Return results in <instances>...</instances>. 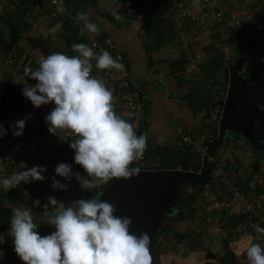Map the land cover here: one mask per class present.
<instances>
[{
    "label": "clouds",
    "instance_id": "clouds-1",
    "mask_svg": "<svg viewBox=\"0 0 264 264\" xmlns=\"http://www.w3.org/2000/svg\"><path fill=\"white\" fill-rule=\"evenodd\" d=\"M199 3L200 0H194V6ZM76 19L83 22L90 37L99 35L100 28L89 21L86 13H77ZM71 47L77 55L52 53L40 60L36 70L26 68L25 77L36 83L24 80L21 91L34 107L54 105L44 118L49 133L66 132L73 137L69 147L74 150V161L90 178L82 179L77 173V179L82 188L98 190L90 199H79L75 206L66 208H56V198L47 197L48 204L56 208L45 222L55 228L48 235L36 231L38 224L31 209H13L9 233L13 250L24 264H152L149 235L131 233V218L115 215L116 208L100 199L103 193L98 188L114 178L137 175L140 169L132 165L142 159L148 147L147 135H137L133 125L116 114L112 91L103 80L92 76L93 60L99 70L122 72L125 66L107 50L97 55L84 43ZM256 106L264 112V104L257 102ZM25 123L26 118L14 122V136L23 134ZM43 171L44 168L33 166L0 180V185L7 192L21 182L43 180ZM55 173L66 179L73 175L66 163L57 164ZM52 186L66 187L55 180ZM252 227L258 234L257 240L264 237V228ZM3 242L0 235V243ZM246 256L248 264H264V247L249 243Z\"/></svg>",
    "mask_w": 264,
    "mask_h": 264
},
{
    "label": "trees",
    "instance_id": "trees-1",
    "mask_svg": "<svg viewBox=\"0 0 264 264\" xmlns=\"http://www.w3.org/2000/svg\"><path fill=\"white\" fill-rule=\"evenodd\" d=\"M37 1L38 0H18L17 2L13 3L11 7H9L10 9H8V11H5V8L0 11V22L3 26L7 28L5 31L7 38L10 36L14 37V43L9 48H5V46H3L4 43L7 45L6 41H2V44H0V61L2 62L1 65H3L7 59L11 58L10 52L14 49V47L18 46V43L22 39V36L30 37V35H27V32L31 30L32 25L28 21L27 14L30 12H34ZM178 1L181 0H176L177 3ZM232 1L238 3V7H243L245 9H255L256 7L264 8V0H253L250 3L245 0H218L214 7L209 9V12L210 10H213L214 13H217L221 10V8H223L225 10V13H228V8L229 6H231L229 4H232ZM224 15L227 16L230 14ZM259 15V12L252 13L253 19H257ZM49 23L50 25L53 24L54 26H56V30L54 31V33H50L49 35L41 37L36 41L29 39L27 42L32 44V46L29 45L30 48L36 49L39 47L41 49L47 50L48 53L59 52L69 56H73L77 55V53L72 50V44L84 43L88 45L89 36H87L83 32H79V27L83 26V23L81 21H78L76 18L69 16H60L59 18H56V20H51V22ZM220 23L221 20H219L218 17L214 18L212 25V30H214V32L211 34L212 39L205 45H202V48L199 51V54L204 55V61L199 65V70L193 72L195 74L193 78H199L198 86H193L189 90V92L184 94V99L188 102V107L190 108L193 117H195L198 113H203L204 119L200 122V124H198L199 126L191 130V132L194 137L198 136L197 138L199 139L201 137L200 140L202 141L200 142V144L204 147H206L208 142L217 135V126L214 123L215 119L213 118V114H216L217 119L219 118L223 104L224 94L228 83L229 66L237 65L240 70L244 71L250 78L264 82V61L262 62L260 56H255L252 59L250 66L246 69H243V65L239 64L236 59L225 57L223 46L229 44L231 45L235 41V39H239L242 41L243 38L246 37L247 31L245 29H238L233 31L232 29L229 32H222L216 29V26H218ZM250 27V33L247 35H249L248 37L250 39L252 38L251 42L256 44L258 37L256 38L255 36H258L262 31L253 29L252 26ZM183 31L185 33H191L194 36L198 33L197 30H195L194 22L191 19H188L187 23L183 28ZM101 36L102 35H100L99 33V35H97V38H103ZM55 40L59 42L57 46H54ZM52 44L54 47L52 46ZM47 46H49V48ZM148 46L150 48V44ZM23 54V48L19 49L16 54V62L14 64H10L8 68L3 70L2 72L3 78L0 83L3 85L5 94L4 96H2L3 101L0 102V114H3L4 116H9L11 112H9L10 109L7 102L14 101L13 104L15 105V107H18V109L21 110L19 119L26 118L24 130H26V134L31 137L30 131L33 128L32 126H30V121L37 117V115H40V113H43L42 110H44V116H46L51 112L54 105L50 103L47 105H41L39 108H37L34 107L31 102L24 98V96L22 95L21 82L23 81L21 77H18L21 69L25 70L26 68H31L32 70H36L38 68V65H36L34 62L27 63L28 57L24 56ZM9 68L11 70H8ZM15 68L20 69L17 72ZM177 78L179 79L180 84L185 80V78H183V80L180 76H177ZM27 79L29 81L33 80L30 78ZM114 110L117 115L125 119L127 114L124 110L116 106H114ZM148 113L149 105L148 103H146V106L144 110H142L141 117L139 119L135 120L134 116L129 115V121H127L133 125L137 135H147L148 147L143 154V158L156 159L157 163L155 165L142 166L139 163L134 162L132 167L158 169L179 168L198 172L202 165L201 152L197 151L196 149H193L192 146L176 148L172 144H170V141H165L163 143L156 142L149 134L150 121L146 116L148 115ZM12 125L14 124L9 123V125L7 126H5L4 123L0 124V131L4 130V135L2 137V140L0 141L2 145L8 143V141H12L14 143L17 140L18 136L13 135V131H15V129L12 127ZM72 139L73 137L71 135L62 136L61 140L64 142V148L60 151L61 155L70 152L69 142ZM237 146L240 147L239 145ZM223 147L227 146L222 145L221 147H218L215 154H217L219 150ZM243 149H247V151L249 150L256 155L260 153H257V151L252 148ZM246 158L247 157L245 156V159ZM245 159L243 157H232L231 159L227 160L228 167L240 169L241 175L237 176L236 180L238 186L242 189H246V187L249 186V183L253 180V175L256 172V169L254 167L249 169V164L247 165V160ZM27 161H29V159ZM12 165L13 163L11 162L2 165V169L0 172V180H3L4 178H8V176H10L13 170H11L9 166H11L12 168ZM205 165L209 170L208 179H203L202 181L197 182L195 185L190 183L184 184L179 192L180 203L183 206L184 213L191 214L192 219H195V217L198 216L197 218L203 221L205 224L207 223L213 228L215 227V225H217V228L220 229L221 232H223L221 236V249L218 253L214 252V256H217L215 264H241L240 256L236 255L229 248V243L239 239L243 232H246L247 234H251L254 236L253 243H259L262 247H264L263 237L259 240L256 239L258 234L252 227V225L247 224L246 214L233 213L229 215L228 208L225 206H219L220 208L218 209L212 206L207 211L203 210L202 213L199 215L195 214L196 206L201 205V200L199 197L203 193L205 185L208 182H211L214 171L213 166L210 165L207 160L205 162ZM49 172L54 175L57 179H60L59 175L54 174L53 168L52 170L50 169ZM262 175H264L263 172ZM99 186L102 187L105 185ZM189 188L191 189L190 191L188 190ZM92 190L93 189L82 188L78 194L79 199H90V197L92 196ZM215 191L216 202H223L224 200H227L225 192H219L217 190ZM255 191L258 194H264V188L261 184H256ZM5 202L11 204H23L25 208L31 209L32 215H36V217L40 219V221L38 222L33 218L35 223L41 225V230L38 231L40 235H48L51 232L55 231V228L53 226H50L45 223L47 220H45L44 218H40L39 213L41 214L46 209H48V214L54 213L56 208L49 204L45 208H43V206L35 205V198H26L23 191L18 186L5 192L2 185H0V224H8L7 229L10 228L12 207L8 206ZM172 219L181 220L182 217H172ZM238 227H240V230H237ZM200 229L201 228L195 231L193 228H190L187 232L182 233L173 229L171 222L166 220L163 223L160 231L156 234L154 238V264H158V258L161 251V244L158 242V239L164 233L172 234L175 242L184 243L186 248L189 249H186V251L182 253V256L189 257L191 255V251L198 249L197 251L199 252L197 253L199 254H197V256L200 257V251L201 248H203L201 247L202 233L199 232ZM7 241L11 246H13L11 238H8ZM247 243L248 241L246 239L245 244ZM207 257L211 256L207 255ZM206 264H211V262H207Z\"/></svg>",
    "mask_w": 264,
    "mask_h": 264
},
{
    "label": "rangeland",
    "instance_id": "rangeland-1",
    "mask_svg": "<svg viewBox=\"0 0 264 264\" xmlns=\"http://www.w3.org/2000/svg\"><path fill=\"white\" fill-rule=\"evenodd\" d=\"M215 1V0H214ZM248 3L252 2L253 0H245ZM200 2H202L200 0ZM216 4V3H215ZM229 8H228V13L226 14H234L235 16L238 17H248L249 19H245L246 22L243 24L245 26L240 27L241 29H245L246 31H250V24H248V22H262L264 25V8L261 7H256L255 9H251V8H243V7H238V3L232 1V4L230 3ZM214 6V5H213ZM241 6V5H239ZM233 9V10H232ZM262 10V11H261ZM192 12L197 15L198 10L196 9V6H194ZM203 12H205L203 10ZM253 12H259L260 15L257 19H253L252 17V13ZM208 17L211 16V20L213 22L214 17L212 15H210V13H207ZM200 15H204L201 14ZM248 21V22H247ZM253 23V24H254ZM257 24V23H256ZM255 24V25H256ZM211 25V24H210ZM247 25V26H246ZM249 25V27H248ZM219 27V28H218ZM220 25H218L216 27V29H220ZM0 29H4V32L6 31V27L2 25V23L0 22ZM262 32H260V34L258 36H255L256 38L258 37L257 43H252L251 40L246 34V37L243 38V40H239V39H235V41L230 45H224L223 49L225 52V57L226 58H234L238 61L239 64L243 65V69H246L247 67L250 66L252 59L255 56H260L262 59V62L264 61V29L261 30ZM3 31H0V33H2L4 36V39L7 38L6 34H4ZM214 32V30H212L210 28V30H206L205 32L201 31L199 32L198 35H196V38L198 39L196 42H192L191 47L189 48V51L191 52V54L193 55L194 51L196 52L195 54H199L202 45H205L207 42H209L212 37L211 34ZM228 33V32H227ZM44 35H46V32L44 33ZM261 35V36H260ZM33 33H30V37H26L23 36L22 39L19 41V45L23 48H30V46H32L31 43H28L27 41L30 40H35L36 38L33 37ZM56 39V38H55ZM57 44H59V42H57L55 40L54 42V46H57ZM50 46V45H49ZM49 46H47L49 48ZM53 46V44H52ZM51 46V47H52ZM53 46V47H54ZM15 49V47H14ZM53 49V48H52ZM47 51V50H46ZM51 51V50H49ZM52 53V52H51ZM187 62V67L190 68V73L192 74L194 71L199 70V65L204 61V55L201 54V56L199 58L194 59V57H187L186 59ZM181 64V63H179ZM6 68H8L7 66L0 65V76L3 72V70H5ZM18 72V68H15ZM8 70H11L10 68ZM24 69H21L18 77H21L23 79V81L25 80V78L27 79L28 77H25ZM189 73V72H188ZM16 74V73H15ZM3 75V74H2ZM16 77V78H18ZM28 83V82H27ZM29 84V83H28ZM165 83H162L160 81H156V87L155 89H157V93L161 94V97H163L164 92H170L175 91L176 93H180V90H175L173 89L171 86L167 89V86L164 85ZM199 82L198 80H194V83L191 85L196 87L198 86ZM3 85L1 84L0 86V102L3 101V90L2 89ZM190 87V88H191ZM154 90H149V92L154 95L153 92ZM2 92V93H1ZM171 93V94H172ZM174 95V94H172ZM156 96V95H154ZM9 100V99H8ZM14 101H9L7 102V104L9 105V112H11V117H8V121L11 122L12 124H14L15 121H17L20 117L21 114V110L18 109V107H15V105L13 104ZM159 105L164 107V111L163 114L166 116H173V118L169 119L167 117V120L165 121H161L159 122L160 126L163 127L165 129V131H173V122H178L180 120V123H182L183 127H187L185 124L187 122V118H183V115L186 114V116L188 117V113H186L187 111V104L186 101L183 100L181 97H177L174 95V99L171 100L170 105L166 103V101L164 99H162L159 102ZM11 106V108H10ZM13 106V108H12ZM174 109V111H173ZM43 113H40V115H37V117H35L33 120L30 121V126H32V130L30 131L31 133V137H29L26 134V130H23V134L18 136L17 140L13 143L12 141H8V143H5L4 145H2L0 143V146L2 147V151L0 152V172L2 169V165H4L5 163L11 162L13 163V167H12V172L10 174V176L13 173H16L18 171H23L27 168H32L33 166H39L44 168L45 170L50 171V169L54 171L55 173V167L57 164L59 163H66L68 165L71 166V170L73 175H71L69 178H67V180L69 181H75V182H80V180L77 179L76 174L78 173L79 176L82 179H87V174L85 173L84 169L75 163L74 161V150L70 148V152L69 153H64L63 155H61V150L64 148V142L61 140L62 136L67 135L68 133L66 132H60L56 135L49 133L48 131V124L45 121V116H44V110H42ZM190 113V112H189ZM3 115V114H2ZM9 115V116H10ZM194 117H190L188 121L192 122L194 121L193 119ZM213 118L215 120H218L216 117V114H213ZM11 119V120H10ZM204 119L203 114L199 115L198 117V121L196 122L197 124H200V122ZM189 122V123H190ZM156 123V121H155ZM5 126L9 125V123H4ZM195 125V128L199 125ZM157 125V123H156ZM190 125V124H189ZM153 133L159 134V129H154ZM4 135V130L0 131V141L2 140V137ZM198 137V136H197ZM157 139L159 140L160 137H157ZM201 139V137H200ZM198 138L197 144L201 145L200 142L202 140H200ZM8 140V139H7ZM227 148L230 149V152H232V157H243L245 159V156L248 158H246L245 160H247V165L249 164V169L254 167L256 170L255 174H257L258 176L262 175V172L264 174V155L262 153H259L258 155L253 154L251 151H247L244 149H240L237 145H233V144H227L226 145ZM29 159V161H27ZM151 165H155L157 163L156 159H150V161H148ZM11 169V168H10ZM58 175V174H56ZM8 176V177H10ZM4 177V176H3ZM7 177V176H6ZM90 179V178H88ZM93 183H96L95 181H93ZM98 187H101L98 185ZM21 188V187H20ZM95 189V188H93ZM21 190L23 191L24 195L26 198L28 197H32L35 198L36 201H39L38 204L35 203V205L37 206H43V208L47 207V201H45V197L43 194L41 195H33L28 193L24 187L21 188ZM189 191L191 190L190 188L188 189ZM215 190H210L209 194H206V190L204 189L203 193L200 195V200H201V205L196 206V215H199L202 213L203 210H209V208H211L215 203ZM24 198V197H23ZM6 203V202H5ZM8 206L12 207V210L15 208H21L24 209L25 207L23 206V204H11V203H6ZM44 210V209H43ZM40 218L41 219H45L47 220L49 214H48V209L44 210V212H42L41 214L39 213ZM198 216L195 217V219L191 218V214L189 213H184L182 216L181 220H174L172 219V217H168L166 218L167 221H170L172 224V228L179 231V232H187L190 228H193L195 231H197L199 228H201L199 230V232H201V236H202V244H201V251H200V257L197 256V250L191 251V255H194V258L201 260L203 264H206L207 262H211V264H215L217 256H214V252H219V250L221 249L222 246V242H221V236L223 234V232L220 231V229H216L217 225H215V227H211L210 225H208L207 223L205 224L203 221H201L200 219L197 218ZM33 218L35 220H37L38 222L40 221V219H38L36 217V215H33ZM165 220V221H166ZM41 230V225L39 224L36 231H40ZM5 232H7V234H4ZM2 235L4 237V240H6L7 236H9L10 233V228L9 230H6ZM7 235V236H6ZM11 237V236H9ZM10 239V238H9ZM247 239L248 243L245 244V240ZM8 240V238H7ZM6 240V241H7ZM11 240L13 241V238L11 237ZM254 241V236L251 235L249 236L246 232H243V234L241 235V237L237 240H234L232 242L229 243V248L238 256H240V263L241 264H248V260H247V256H246V248L248 247L249 243H253ZM158 242L161 244V251H160V255L158 258V264H176V262L174 261V259H171V257L173 258H177L182 259L185 258L184 256H182V253L184 251H186V246L184 243H177L175 242V240L173 239L172 234H162L159 239ZM7 248L6 250L9 249L10 253L12 252L13 255L9 254V256L7 255V251H4L3 254V258L1 260L2 264H23V261H19L18 260V256L15 254L14 250H13V246H11L8 241L5 245ZM155 246V245H154ZM189 250V249H187ZM207 255H210L211 257H207ZM206 256V257H205ZM214 256V257H213ZM10 257V258H7ZM243 257V258H242ZM192 258V257H190ZM179 264H183V263H179ZM220 264V263H218Z\"/></svg>",
    "mask_w": 264,
    "mask_h": 264
},
{
    "label": "built area",
    "instance_id": "built-area-1",
    "mask_svg": "<svg viewBox=\"0 0 264 264\" xmlns=\"http://www.w3.org/2000/svg\"><path fill=\"white\" fill-rule=\"evenodd\" d=\"M4 1L7 2V0ZM8 1L9 4L13 5V3L17 2L18 0ZM201 1L202 2L199 3V6L196 7L198 10L197 15L192 12L194 8V0H181L178 3V10L175 14V22L183 39H185V36L188 38L190 37L183 31L185 22L188 21V19H191L194 22V28L198 33L201 31L205 32L206 30L209 31L210 28L212 29L213 22L210 18L211 16L208 17L207 13H210V15H212L214 18L218 17V19L221 20V23L219 24L221 28L218 30L222 32H229L232 29L235 31L240 29V27L245 26L243 24L246 22V20H244L243 17L240 18L235 16V13L226 16L224 15L226 13L223 8H221V10L217 13H214L213 10H210L209 12V9L214 7L213 5H215L218 0ZM1 8L2 7H0V9ZM203 10L205 12H203ZM200 12L204 15H200ZM60 16H69L65 8V0H38L34 12L27 14L28 21L32 25L31 32L34 35L33 37L36 38L34 41L41 37H45L50 33H54L56 26L53 24L50 25L49 22H51L53 19L56 20V18H59ZM245 19L248 20L249 18L245 17ZM253 23L254 22H248V24H250L253 29H257L259 31L264 29L262 22L256 21L254 24ZM45 32L46 35H44ZM79 32H83L89 36V33L83 26L79 27ZM88 45L93 48V51L96 52L97 55L100 54L101 50H107L114 59L120 61V57L115 54L108 42L97 38V35L91 37L89 36ZM19 49H22L20 45L15 47V49L10 52L11 58L6 60L4 63L5 66L8 67L10 64H14L16 62V54ZM23 50V55L28 57L27 63L34 62L36 65H38V67L41 59L45 58L49 54H52L39 47L36 49L23 47ZM186 50L191 57H194V59L201 56V54L198 53L192 55L189 51V48L187 47ZM92 63V76L103 80L106 86L112 91L114 96V106L121 108L126 112V120L129 121V115L134 116V119L137 120L139 116L138 114L144 110L146 103L148 102V96L142 91L140 87L131 81L129 75L130 73L126 65L124 64V71L118 72L116 70H99L95 67V60H93ZM28 83L34 85L36 81L32 80L28 81ZM68 135L70 134L68 133ZM197 141L198 138L194 137L190 129L177 126L176 138L172 145L176 148L192 146L193 149L201 152L202 160L204 158L205 162L207 160V162L213 166L214 171L212 180L205 185L206 194H209L210 190H217L219 192L223 191L226 193L227 199L223 202H216L213 206L217 209L220 208L219 206L227 207L229 215L233 213L246 214L247 224L259 225V227L264 228V194H258L255 191L256 184H261L264 188V175L258 176L257 174H254L253 180L249 183V186L246 187V189H242L238 186L236 180V177L241 175L240 169L227 166V160L232 158L230 149L223 147L217 154H215L216 151L214 154H210L206 147L197 144ZM136 163L144 166L143 157L142 159L136 161ZM9 168H11V166H9ZM41 175L44 177L43 180H30L27 183L21 182L18 187H24L28 193L36 195V197L38 194H43L46 196L45 201H47V204V197H55L58 202L56 208L75 206L74 202L79 199L78 194L82 189L81 182L69 181L62 176H60V179H57L48 170L43 171ZM54 180L58 181L61 185H65L66 187L64 189L59 187L54 188L52 186ZM237 230H240V227H238Z\"/></svg>",
    "mask_w": 264,
    "mask_h": 264
},
{
    "label": "crops",
    "instance_id": "crops-1",
    "mask_svg": "<svg viewBox=\"0 0 264 264\" xmlns=\"http://www.w3.org/2000/svg\"><path fill=\"white\" fill-rule=\"evenodd\" d=\"M8 2V0L7 2L0 0V7H2L0 11L3 8H5V11L10 9L9 7L12 5ZM178 3L176 0H65V8L69 16L76 18L77 13H86L89 21L97 24L100 28V35L103 37L100 38L108 42L115 54L120 57V61L126 65L131 81L147 94L149 113L146 116L150 121L149 134L158 143L170 141V144H173L176 138L177 126L183 127L180 120L173 122V131H165L160 126L159 122L167 120V117L171 119L173 116L164 115L163 111L165 108L160 106L159 102L164 99L170 105L171 100L174 99V95L185 100L184 94L189 92L193 87L191 85L194 83V80L199 79L198 77L193 78L195 74L190 73V68L187 67L188 61L186 60L188 56L190 57L186 47L190 48L192 42L198 40L196 35L199 33L195 36L187 33L190 37L185 36V39L182 38L175 22ZM0 31H4V29H0ZM30 33L31 30L27 32V35H30ZM249 33L247 32V34ZM1 63L0 61V65ZM2 74L0 82L3 78ZM177 76H180L182 79L185 78V80L183 79L184 81L180 84ZM25 80L29 81L26 78ZM156 81L165 83L164 85L167 86V89L171 86L173 89L180 90L181 92H164L163 97H161V94L157 93V89H155ZM23 82H21L22 88L24 87ZM149 90H154L153 92H156L154 93L156 96L152 95ZM186 104L189 111L186 112L188 113V117L186 114L183 115V118H187L185 124L187 127L183 128L193 130L195 129L199 115L203 113L196 114L193 118V123L188 121L193 115L187 101ZM138 115L139 119L141 112ZM8 117H11V115L4 116L0 114V124L11 123L8 121ZM154 129H159V134L153 133ZM157 137H160V139L158 140ZM1 149L2 147L0 146V152L2 151ZM148 161H150V158H143L144 165H151ZM4 234H7V232ZM248 235L251 236V234ZM7 238L11 237L7 236ZM6 240L0 243V264H2L1 260L4 251H7L8 256L9 254L13 255L9 249L6 250ZM171 259H174L176 264L180 262L183 264H203L201 260L194 258V255L179 260L178 257H171ZM18 260L20 261L19 258Z\"/></svg>",
    "mask_w": 264,
    "mask_h": 264
},
{
    "label": "water",
    "instance_id": "water-1",
    "mask_svg": "<svg viewBox=\"0 0 264 264\" xmlns=\"http://www.w3.org/2000/svg\"><path fill=\"white\" fill-rule=\"evenodd\" d=\"M7 48L14 43V37H3ZM246 77V78H245ZM257 102L264 104V82L250 78L237 65L228 68V83L218 120L217 135L206 149L214 154L225 142H233L244 148L264 146V112L257 109ZM258 122V123H256ZM140 172L128 179L114 178L108 184L98 187L102 201L116 208L115 215L131 218L129 230L135 235L146 232L151 238L149 246L154 264V238L168 217H182L184 209L179 192L184 184H196L208 179L209 170L202 160L198 172L185 169L139 168ZM98 189L92 190V196ZM91 196V197H92ZM90 197V198H91ZM8 224H0V235Z\"/></svg>",
    "mask_w": 264,
    "mask_h": 264
},
{
    "label": "flooded vegetation",
    "instance_id": "flooded-vegetation-1",
    "mask_svg": "<svg viewBox=\"0 0 264 264\" xmlns=\"http://www.w3.org/2000/svg\"><path fill=\"white\" fill-rule=\"evenodd\" d=\"M0 44H2V43H0ZM3 46H5V48H7V45L4 43V45ZM227 144H233V145H237V144H234L233 142H225V143H223V145H227ZM221 147V146H220ZM240 149H243L244 147H242L241 145H240V147H239ZM256 151H257V153H262L263 155H264V146H262L261 148H254ZM182 206V205H181ZM182 208H183V206H182ZM2 235V234H1Z\"/></svg>",
    "mask_w": 264,
    "mask_h": 264
}]
</instances>
